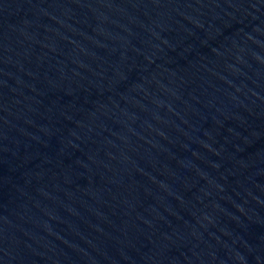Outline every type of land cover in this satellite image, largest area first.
Returning a JSON list of instances; mask_svg holds the SVG:
<instances>
[{
	"label": "water",
	"instance_id": "95a60500",
	"mask_svg": "<svg viewBox=\"0 0 264 264\" xmlns=\"http://www.w3.org/2000/svg\"><path fill=\"white\" fill-rule=\"evenodd\" d=\"M0 264H264V0H0Z\"/></svg>",
	"mask_w": 264,
	"mask_h": 264
}]
</instances>
